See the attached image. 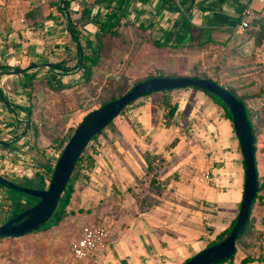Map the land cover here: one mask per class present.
Returning a JSON list of instances; mask_svg holds the SVG:
<instances>
[{"label": "rangeland", "instance_id": "1", "mask_svg": "<svg viewBox=\"0 0 264 264\" xmlns=\"http://www.w3.org/2000/svg\"><path fill=\"white\" fill-rule=\"evenodd\" d=\"M101 1L0 0V176L27 187L46 189V181L51 178V171L46 167L51 164L52 153L62 151L86 114L150 77L210 78L232 91L244 103L255 138L260 190L252 205L247 230L236 243L232 261L237 264L247 256L254 260L252 264H264V15L255 18L246 30L231 35L229 42H203L197 47L183 45L161 49L153 46L160 33L153 32L148 25L135 26L126 16L114 32L107 31L105 27L99 28L97 14H91L89 18L84 11L96 6L107 9L106 4L99 3ZM72 2L79 4L76 13L69 11ZM57 25L73 27L78 31L82 57L89 55L96 59L94 64L85 61L90 69L88 76L84 70H77L74 66L78 51L71 41L61 40L59 48L51 49L53 37L61 35L55 33L54 26ZM33 27L52 31L36 37L27 35L26 30ZM10 33H16L17 37L12 40L3 38ZM64 35L68 37V33ZM86 40L92 41L91 47ZM56 63H61L63 69L75 68L65 71L66 75L60 74L61 70L49 68ZM190 89L193 88L139 98L130 104L125 113L114 119L129 122L128 110L142 114L144 106L147 109L153 106L154 122L165 127L162 99L176 103L177 111L171 126L175 130L180 123L179 129L168 132L167 136L171 137V142L176 137L184 140L180 149L186 158L180 160L181 170L165 176L167 170H172L166 168L164 171V159L151 154L150 168L147 167L146 174L137 179L128 191L117 189L113 193H103L95 186L99 179L91 172L92 169L83 165L85 170L79 171L80 166L75 167L69 181L73 190L59 222L43 231L0 239V264H72L70 246L85 225L102 226L108 232L104 245L97 251L96 264H182L204 249L210 241L207 236L198 243L195 237L193 242L185 245L182 253L176 252L169 257L152 256L150 259L141 256L134 261L130 257L121 258L118 251H108L120 237L114 234L127 226L129 217L151 207L162 195L165 183L171 179L185 184L193 180L195 186L198 185L196 187L215 186L225 190L227 184L215 183L213 170L225 171L228 168L227 172H231L237 162L242 161L232 122L202 90L195 89L197 92H193V89L190 92ZM156 107L159 114L155 112ZM23 108L29 109L30 113L26 115V110H20ZM113 125L112 122L106 127L99 139L110 138L114 132ZM170 143L166 151L170 150ZM102 152L101 145L95 140L86 151L94 159H98ZM10 158L13 162L17 161L21 169L38 170L45 166L44 175L40 176L38 170L35 179L12 178L3 170V164H7ZM203 173L209 174L208 183L200 181ZM220 174L217 172L218 176ZM222 174L225 180L229 177L233 179L231 173ZM23 199L37 204L35 197L24 195ZM201 201L204 202L205 217H208L204 220L213 221L215 218L212 215L217 214L215 207L207 206L202 198L196 203L201 204ZM11 214L9 191L0 187V225L7 222ZM204 225L208 230L207 224ZM108 252L110 256L107 257Z\"/></svg>", "mask_w": 264, "mask_h": 264}, {"label": "crops", "instance_id": "2", "mask_svg": "<svg viewBox=\"0 0 264 264\" xmlns=\"http://www.w3.org/2000/svg\"><path fill=\"white\" fill-rule=\"evenodd\" d=\"M127 1L126 9H132L131 6L134 0ZM155 1L144 0L147 3V7H149L147 9H132L134 17L132 20L128 19L130 20L129 22L138 27H141V24L143 26H151L153 32L157 31V34H161L154 41L159 39L161 43L165 34L173 29L178 22L179 15L175 11L162 8L160 0V2L158 1L159 4H153ZM247 1L194 0L191 7V38L196 41L200 40L210 43H216L217 41L229 42L231 35L239 33L233 29L234 21L240 15L238 9L241 6L244 7ZM110 2L111 0L106 2L107 7ZM252 7L258 18L264 15L261 2L254 0ZM60 9L62 8L60 7ZM78 10L79 4L72 2L69 11L75 12ZM141 15L146 17L143 22L137 20ZM99 16L102 17L100 13ZM61 26L66 32H61L59 33L61 35L53 37L52 42L54 43L51 49L59 48L58 45L61 40H64V42L71 41L72 45L77 47L76 42L70 36L69 28L64 25ZM64 33H68V37ZM154 41L153 46L156 47L157 45ZM190 90V92L193 91V89ZM195 91L194 89L193 92ZM141 98H145V96ZM144 107L145 110L142 111V114L141 112L136 114L134 111L129 112L128 110L129 122L119 119L113 121L114 132L110 138L101 137L102 141L98 136L95 140L101 145L103 152L98 159H95L91 172L99 179V181H97L98 179L96 180L97 184L95 186L103 193H113L117 189L128 191L129 187L136 184L137 179H141L146 174L148 167L146 159H150L151 154L158 155V158L164 159L162 162L164 171L166 168L172 170H167L165 176H168L169 172L181 170L180 166L182 163L180 160L186 158L183 157L184 151L180 149L184 140L182 137H176L173 140L175 144L172 145L171 137L168 138L167 136L168 132H175L180 123L177 126L174 125L175 130H172L173 126L169 128L161 127L154 122V107L150 106L148 109L147 106ZM155 112L159 114L157 107ZM104 141L105 146L103 147ZM169 143L172 146L169 151H166ZM227 169L225 171L213 170L215 183L227 184L228 187L225 190L215 186L200 185L202 187H196L198 185L195 186V181L193 180L187 184L184 182L179 183L174 179H171L169 183H165L162 195L158 197L157 201L148 209L139 210L138 214L129 217L127 226L121 229L118 234L117 232L114 234L120 235L118 243L116 242L108 251H111L110 253L118 251L121 258L130 257L134 261H138L141 256L151 259L152 256L160 258V256L169 257L176 252L182 253L185 245H188L191 241L193 242L195 237L197 238V243L204 236H207L210 240L215 239L216 235L227 229L236 218L242 199L244 184L243 161L237 162L231 172H227ZM217 172L221 174L218 176ZM222 173H231L233 179L229 177L226 181L225 177L221 176L223 175ZM200 181L204 182L203 180ZM199 198H202L207 206L215 207L217 214L212 215L215 218L213 221L204 220L208 217H205L203 212L202 205H204V202L201 201V204L196 203ZM195 203L197 204L196 210ZM204 223L207 224L208 230H206ZM109 252L107 257L110 256Z\"/></svg>", "mask_w": 264, "mask_h": 264}, {"label": "water", "instance_id": "3", "mask_svg": "<svg viewBox=\"0 0 264 264\" xmlns=\"http://www.w3.org/2000/svg\"><path fill=\"white\" fill-rule=\"evenodd\" d=\"M184 88H200L219 98L228 108L242 154L244 184L238 214L230 233L222 241L202 249L182 264H217L233 256L238 236L243 232L249 219L258 187L253 132L245 107L237 97L227 88L204 77H151L135 83L118 98L86 114L62 149L46 189L27 187L0 176V183L7 188L38 198L37 204L33 207L0 225V238L27 235L39 230L50 220L85 147L94 136L114 121L131 101L153 93Z\"/></svg>", "mask_w": 264, "mask_h": 264}, {"label": "trees", "instance_id": "4", "mask_svg": "<svg viewBox=\"0 0 264 264\" xmlns=\"http://www.w3.org/2000/svg\"><path fill=\"white\" fill-rule=\"evenodd\" d=\"M107 1H109V0H102L99 3L106 4ZM160 1H161V7L162 8H165L166 10H169V11L178 12L179 13V19H178V22L175 24L174 28L171 29L170 31H168L165 34V37L163 38V41L161 43L159 42V39L154 41L155 44L157 45V47L179 48L180 46H183V45H188V46H191V47L200 46L203 43V41H200V40L196 41V40L191 38V28H192V23H191V18H192L191 9L192 8L191 7H192V3L194 2V0H178V1H176V0H160ZM127 3H128L127 0H111L109 6L107 7V10H106L105 14L102 16L103 18L101 19V17L99 16V13L96 15L97 16L96 17L97 18V22L99 23V28L105 27L107 31L114 32V29L117 27L119 22L122 19L125 18V11H126ZM66 4H68V3H66ZM242 9H243L242 6L238 9L240 13H241ZM92 10H93V7H88L84 11V15L85 16H89V18H90ZM238 21H239V17L235 18L234 24L237 23ZM69 30H70V36H71L72 40H74L76 42L77 51H78L76 64L74 66L76 67V69L78 68L79 70H84V73L88 76V74L90 72V69H89V67H87L85 65V61H88L91 64H94L96 62V59L92 58L89 55H83L82 60L80 61L81 48L82 47H81L80 39H79V36H78V31H75L73 27H69ZM86 44L91 47L92 41L91 40H86ZM75 67H72V68H69V69H63L61 63H56V64H51L49 68L51 70H61L60 74L66 75L67 72H65V71L74 70ZM29 76H32V75H28V77ZM156 77H159V76H156ZM191 77H195L196 78V76H191ZM208 79H210V78H208ZM210 80H212V79H210ZM193 89L201 90L200 88H193ZM166 92L167 91H163L162 93H166ZM203 92L206 95H208L223 110V113H224L225 117L229 121L232 122L231 114H230L228 108L226 107V105L219 98H217L216 96H214V95H212V94H210L208 92H205V91H203ZM230 92L233 95H235L232 91H230ZM114 99H116V98H114ZM114 99L112 98L111 100H114ZM237 99L244 105V103L238 97H237ZM111 100H109V101H111ZM109 101H107V102H109ZM107 102H105V103H107ZM132 102L133 101H131L121 111L120 114H122ZM105 103L101 104V106L104 105ZM162 103L164 104V111H163V120L164 121H163V124H164V126L166 128H168L171 125H173V120H174V117H175L176 111H177V104L176 103H172V102H167L166 98L162 99ZM10 107H11V110L13 112H15V109L12 106H10ZM244 107H245V105H244ZM20 110L21 111L26 110L25 111L26 115L30 113L29 109L23 108V109H20ZM245 111L247 113V117H248L249 123H250L251 128H252V123H251V120H250V117H249V114H248V110L246 109V107H245ZM112 122L109 125H111ZM108 126H106V127H108ZM104 129H102V131L99 134L94 136L92 138V141L96 140L97 137L103 132ZM252 132H253V145H254V151H255V138H254L253 128H252ZM173 144H175V141L172 142V145ZM87 149H88V147H85V149H84L83 153L81 154V156L79 157L75 167L80 166L81 164H83L85 166V168H87V169H92L94 167L95 159H94V157L92 155H90V153L89 154L86 153ZM146 161H147V164H148V168H150V163H151L150 159L147 158ZM255 162H256V159H255ZM46 168H47V170L52 172V169L50 167H46ZM257 179H258V173H257ZM17 184L24 185V184H22L20 182H17ZM0 187L8 190L9 194H10V200H11V204H12V214L10 215L9 218H11L13 216H16V215H19L24 210H26L28 207L29 208L33 207L34 203H29L28 201L26 202L23 199L24 195L27 196V197L29 195H26L24 193L18 192V191L13 190V189H9V188H7L5 185H3L1 183H0ZM72 190H73L72 183L68 182L66 188L64 189V192H63L62 196L59 199V202H58V205H57V207H56V209L54 211V214L52 215L50 220L46 224H43L42 227L38 231L46 230L50 226H52V225H54V224L59 222V219H61L62 215L66 211V206L69 203ZM259 190H260V187L258 186L255 198L253 200V203L255 202L256 198L258 197ZM35 201L37 202L38 198H35ZM253 203H252V205H253ZM251 209H252V207H251ZM250 214H251V211H250ZM249 218H250V216H249ZM235 219L231 222V224L229 225V227L227 229H225L223 232L217 234L215 239L210 240L208 242L207 246H205V248L209 247V246H211V245H213L215 243H218V242L222 241L230 233V230H231V228H232V226H233V224L235 222ZM248 224H249V219H248V221H247V223L245 225V228H244L243 232L238 236V239L245 233V231L247 230ZM0 239H2V238H0ZM238 239H237V241H238ZM235 253H236V250H235ZM235 253H234V255H235ZM233 256H231L228 259L222 260V261H220L217 264H222V263L224 264L226 262H229L230 264H234L233 261H232L233 260ZM252 262H254V260L252 258L246 256V257H243L239 261V263H237V264H248V263H252Z\"/></svg>", "mask_w": 264, "mask_h": 264}, {"label": "built area", "instance_id": "5", "mask_svg": "<svg viewBox=\"0 0 264 264\" xmlns=\"http://www.w3.org/2000/svg\"><path fill=\"white\" fill-rule=\"evenodd\" d=\"M159 0H156L153 4L158 3ZM254 0H248L247 2H245L244 7L239 15V21L237 23L234 24L233 29L236 32H242L244 30H246L250 24L255 20V18H257V14L254 10V8L252 7V2ZM259 2H261L263 4L264 8V0H258ZM61 7V6H60ZM59 7V8H60ZM132 9H147V3L144 2V0H134L133 4H132ZM62 8V7H61ZM132 9L127 8L125 11V16L128 17L129 19H133V15H132ZM107 9H105L104 7H94L92 10V15H96L98 13L101 14V16H103L105 14ZM148 11V10H147ZM77 11H75L76 13ZM127 12H128V16H127ZM178 13V12H177ZM179 15V13H178ZM144 18L142 15L137 19L138 21L143 22ZM56 27L55 33H63L66 32L65 29L63 28V26L61 25H57L54 26ZM63 28V29H62ZM54 30V28H53ZM52 29H46V28H31V29H27L26 30V34L27 35H31L36 37L38 34L40 33H49L51 32ZM17 34L16 33H10L9 35H3V38H10V40H12L13 38H16ZM64 50V48H62ZM121 115V114H120ZM93 141L91 140L88 145L86 147H89V145L92 143ZM60 152L52 153V158H51V164H49V167L53 169L56 165V162L60 156ZM13 158V157H12ZM12 158H10V161H8L7 164H3L4 165V169L6 170V174L12 178H27L26 180H31V179H35L36 175L38 173V170H40V176L44 175V167L45 166H41L40 169H21L18 168L19 163L15 160L14 162L11 161ZM7 162V161H5ZM19 169V170H18ZM47 169V168H46ZM84 166L83 164L80 165L79 171H84ZM52 172H50L49 177H51ZM75 172V170H74ZM3 173V171H2ZM201 180H203L204 182H208L210 181V177L208 173H203V175L201 176ZM46 181V180H45ZM50 181V180H49ZM49 181H46L47 183V187L49 185ZM46 187V188H47ZM108 236V232L106 230L105 227L102 226H96V225H85L81 228L80 230V235L78 238H76L70 246V254H71V258L73 260L72 264H88V263H94L96 264L98 262V256H97V251L98 249L104 245L105 240L107 239Z\"/></svg>", "mask_w": 264, "mask_h": 264}]
</instances>
